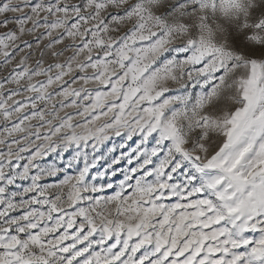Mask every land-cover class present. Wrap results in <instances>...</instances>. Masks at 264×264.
Wrapping results in <instances>:
<instances>
[{"label": "snow or ice", "instance_id": "1", "mask_svg": "<svg viewBox=\"0 0 264 264\" xmlns=\"http://www.w3.org/2000/svg\"><path fill=\"white\" fill-rule=\"evenodd\" d=\"M0 71V264H264V0H0Z\"/></svg>", "mask_w": 264, "mask_h": 264}, {"label": "rangeland", "instance_id": "2", "mask_svg": "<svg viewBox=\"0 0 264 264\" xmlns=\"http://www.w3.org/2000/svg\"><path fill=\"white\" fill-rule=\"evenodd\" d=\"M3 74H5V73H4L3 71H0V75H3ZM116 142H117V143L120 142V141H119V138H116ZM109 146H111V144H109ZM132 146H134V144H133ZM117 154H118V153H117ZM69 156H70V153H69V154H66V155H65V160L68 159ZM49 162H51V160H49ZM121 167H123V165H121ZM68 172H69V174H74V171H73L72 169H69ZM118 178H122V177H118ZM107 194H111V190H109V192H108Z\"/></svg>", "mask_w": 264, "mask_h": 264}]
</instances>
